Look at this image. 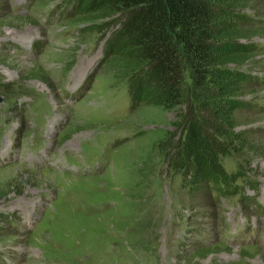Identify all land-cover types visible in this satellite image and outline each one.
<instances>
[{
	"label": "rangeland",
	"instance_id": "rangeland-1",
	"mask_svg": "<svg viewBox=\"0 0 264 264\" xmlns=\"http://www.w3.org/2000/svg\"><path fill=\"white\" fill-rule=\"evenodd\" d=\"M213 2L210 73L162 107L99 0H0V264H264V0Z\"/></svg>",
	"mask_w": 264,
	"mask_h": 264
},
{
	"label": "trees",
	"instance_id": "trees-1",
	"mask_svg": "<svg viewBox=\"0 0 264 264\" xmlns=\"http://www.w3.org/2000/svg\"><path fill=\"white\" fill-rule=\"evenodd\" d=\"M99 3L119 15L114 34L118 44L112 54L125 59L130 71L144 75L150 92L147 103L162 107L178 104L184 66L193 84L205 82L217 49L213 40V0H99ZM128 92L132 106H136V88L129 87ZM215 163L222 176L207 175L205 184L218 195L233 194L239 189L237 178L243 175L224 172L217 158ZM242 200L244 196L238 201ZM246 201L254 204L252 199Z\"/></svg>",
	"mask_w": 264,
	"mask_h": 264
}]
</instances>
